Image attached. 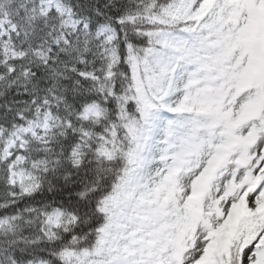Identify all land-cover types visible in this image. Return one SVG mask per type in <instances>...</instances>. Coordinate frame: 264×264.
I'll use <instances>...</instances> for the list:
<instances>
[{
	"label": "trees",
	"instance_id": "1",
	"mask_svg": "<svg viewBox=\"0 0 264 264\" xmlns=\"http://www.w3.org/2000/svg\"><path fill=\"white\" fill-rule=\"evenodd\" d=\"M46 1L0 0V219L21 221L18 230L0 225V264H127L129 253L108 244L115 223L131 214L121 193L149 101L136 76H152L145 62L162 49L160 33L184 30L181 0H59L76 26L55 8L45 11ZM45 117L48 127L16 136ZM33 210L27 221L14 216ZM263 216L248 209L228 240L226 264L239 263ZM154 246L159 256L161 244ZM141 257L144 264L154 255Z\"/></svg>",
	"mask_w": 264,
	"mask_h": 264
},
{
	"label": "rangeland",
	"instance_id": "2",
	"mask_svg": "<svg viewBox=\"0 0 264 264\" xmlns=\"http://www.w3.org/2000/svg\"><path fill=\"white\" fill-rule=\"evenodd\" d=\"M181 14L183 20L194 21L196 18L198 20L197 24L190 27V31H194L192 38L195 47L198 46L196 30L210 31L209 34L223 29L231 34L239 31L242 38L253 40L258 30L264 27V0H186L182 5ZM223 14L230 15V18L225 19ZM201 41L206 50L222 53L231 66L224 77L228 97H224L221 106L223 105L224 112L235 122L240 139H237L236 144L227 151L228 156L219 172L224 173L216 178L217 185L208 188L205 197L197 202L195 199L200 196L197 194L199 189L190 183L196 174H192L180 164L176 176L170 181L167 176L170 172L169 166L175 167L173 161H170L169 157L159 161L162 153L170 155L171 150L176 148L177 144L170 140L176 133L166 130L163 138V133L157 129L153 130V136L157 140L149 146L142 147V155L131 175L133 206L147 210V206L163 199V205L167 207L171 204L172 198L176 204L186 206L187 199V206L196 218L192 236L186 240L188 246L176 252L175 258L179 260L176 261L171 254V259L159 264H223L221 260L223 244L236 220L243 213L245 204L248 203L253 210H264V69L260 75L256 67L250 64V60L256 57L252 48H246L244 55L237 53L242 43L228 48L220 39L202 37ZM261 41L264 44V37ZM168 47L172 53L170 65L174 66V72L170 75L175 74L180 85V81L187 76L196 74L190 72V65L194 64V53L197 51L184 48L176 38L168 40ZM258 57L259 62L264 60V53L261 52ZM165 62H168V59ZM214 78L210 77L212 84L216 81ZM219 82L218 78L217 83ZM200 93L195 92L192 86L186 90L177 87L173 97H165L168 100L167 110L173 111L177 103L179 109H188L187 101L192 100L196 94L199 96ZM191 103L192 111L196 105L193 101ZM170 113L163 114L171 115ZM163 114L165 120L167 116ZM30 128L34 130L33 126ZM179 128H177L179 131L184 129L182 124H179ZM16 136L20 137V133L18 132ZM190 143H201L198 149L190 154L192 158H199L201 169L207 165L213 148L224 143V136L216 131V124H213L205 129L204 133H200L198 141L193 139ZM167 167L169 172L165 173ZM21 186L26 187V184L21 183ZM150 193L156 200H148ZM163 213L154 219L156 223L159 222L157 236L165 240L167 233L161 224ZM133 241L143 242L136 237L130 240L119 235L112 245L115 251H120L136 243ZM132 264L137 262L133 261ZM239 264H264V227L242 250Z\"/></svg>",
	"mask_w": 264,
	"mask_h": 264
},
{
	"label": "bare ground",
	"instance_id": "3",
	"mask_svg": "<svg viewBox=\"0 0 264 264\" xmlns=\"http://www.w3.org/2000/svg\"><path fill=\"white\" fill-rule=\"evenodd\" d=\"M50 206V205H49ZM47 206H43L42 205V208L40 211H38V216L36 217L37 218V223H39L40 221H42L44 218H45V214H46V211L45 208ZM35 211H31L27 216H22V215H18V214H15L14 216H21L24 221H27V218L28 217H32L34 215ZM21 223V221L19 222L17 219L15 218H12V219H0V225H8L10 226L11 228L15 229V230H18L17 226H19ZM21 232V231H20ZM57 253V254H56ZM59 253V248H55L53 251H52V255H58ZM35 263L36 264H46L44 261H42V259H37L35 260Z\"/></svg>",
	"mask_w": 264,
	"mask_h": 264
}]
</instances>
